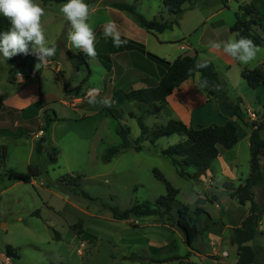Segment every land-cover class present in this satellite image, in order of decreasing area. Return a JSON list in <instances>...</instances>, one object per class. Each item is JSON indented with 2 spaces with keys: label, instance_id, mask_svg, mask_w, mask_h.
I'll use <instances>...</instances> for the list:
<instances>
[{
  "label": "rangeland",
  "instance_id": "374dc122",
  "mask_svg": "<svg viewBox=\"0 0 264 264\" xmlns=\"http://www.w3.org/2000/svg\"><path fill=\"white\" fill-rule=\"evenodd\" d=\"M110 1L135 5L149 20L160 19L164 14L168 22L175 19L164 10L163 0H85L92 8L94 5L108 6ZM201 1L195 3L198 5ZM36 2L45 8L42 25L48 45L56 47L55 55L39 70L35 69L34 55H17L8 61L0 56V100L20 89L8 82L13 67H16V75L18 67L22 76L33 73L35 77L24 86H32L33 91L38 85L42 95V103L16 114L13 121L0 126V146L7 147L6 162H0V249L11 247L18 252L20 258L15 259L14 264H237L234 233L225 228L231 226L229 219L235 226V221L241 222L250 212V203L241 205L229 191L237 189L250 175L251 127L235 118L239 143L232 150L222 148V158L214 162L210 178L200 183L181 178L160 153L184 137H165L152 146L158 126H154L157 121L151 105L120 101L115 104L120 92L116 93L117 89H114L103 95L113 101L111 107L97 105L96 111L85 115L75 112L64 84L68 87L80 85L71 92L73 95L77 91L85 93L92 88L101 89L106 72L101 64L104 57L99 56L100 61L97 58L91 60L90 78L86 67L76 71L66 53L80 50L73 48L67 39L70 25L59 11L64 3ZM250 5L256 6L257 18L263 26L264 0H210L208 5L195 9H189L187 5L178 20L195 24L206 22L208 28L227 29L235 25L236 14L240 21L247 19L242 9ZM116 12L146 33L130 14ZM117 13L114 15L118 17ZM110 16L108 10L95 12L89 20L90 26L96 30L107 23ZM98 30L96 36L102 31L101 28ZM166 35L173 33L169 31ZM193 37L194 40L189 39L191 44L200 39L196 33ZM179 44L166 49L175 51ZM260 49L248 64L238 61L235 67L219 69L220 80L229 97L234 101L242 100L241 107L248 115L251 113V121L264 118V86L252 89L241 72L259 69L264 73V48ZM52 111L59 121L48 126L46 122L52 119ZM79 116L85 118L79 119ZM139 122L149 127H145L147 134L141 143L144 150L129 151L110 163L105 162L106 150L122 142L116 132L118 124L128 126L131 140L135 141L141 136ZM261 136L264 139V131ZM54 155L58 157L57 163L51 160ZM259 157L264 177V149ZM226 165L230 170L225 168ZM29 166H38L43 173L34 183L24 184L9 178L10 171L27 173ZM157 175L163 176L172 186L171 194L176 198L171 212L173 218H178L182 207H188L189 216L199 229L193 249L187 246L181 230L166 219L132 218L128 222L114 219V211L122 213L135 205H153L167 195L166 185L157 179ZM76 178L80 179L77 181L80 187L77 182H72ZM82 191L90 199L82 197ZM253 191L260 207L262 231L250 245L256 253L254 264H264V178ZM200 199L201 203H197ZM197 209L204 212L197 213ZM224 212L229 219L222 216ZM79 221L84 224L82 237L76 236L71 229ZM55 231L59 233L60 241L56 239Z\"/></svg>",
  "mask_w": 264,
  "mask_h": 264
},
{
  "label": "trees",
  "instance_id": "16d2710c",
  "mask_svg": "<svg viewBox=\"0 0 264 264\" xmlns=\"http://www.w3.org/2000/svg\"><path fill=\"white\" fill-rule=\"evenodd\" d=\"M44 4L66 3L67 0H41ZM199 0H163V8L170 15L175 17L173 21H163V19L149 20L144 15L138 12L137 7L128 4L123 1H110L108 6L122 12L130 14L136 23L149 33H163L166 30H172L174 26L178 25V18L184 13L185 6L189 5V9H195L199 6H206L210 0H202L200 4H196ZM223 5L227 6L226 1H223ZM243 12L246 16V20L240 21L238 14H236V23L231 28L233 34L239 33L240 36L247 37L254 41V43L260 48H264V25L260 24L258 20V11L256 6L250 5L244 7ZM10 28V23L6 18L0 16V33L7 31ZM237 39L239 37H236ZM126 40V39H123ZM126 47L139 49L142 53H145L143 45L126 40ZM22 55V54H21ZM67 59L73 65L76 71H80L86 67L91 75L89 67V60L83 52L67 51ZM155 59L165 70L161 76V79L157 85H150L146 89L132 90L129 93L120 92V100L123 102H138L143 105H154L156 103H165L167 98L173 94V92L179 89L186 81L193 79L196 75H200L199 86L209 95L210 98L217 100L219 107L222 111L232 117L237 118L247 127H251L252 131L249 136L250 141V175L237 189L230 190L231 197L237 198L241 205L250 203V212L248 217L244 220L240 228L234 229V241L237 245V264H254L256 261V253L250 243L255 240L261 234L260 219V207L255 202L254 188L257 187L263 181V173L261 170V160L259 154L264 149V139L261 133L264 131V118L260 121H251L247 112H245L241 105L242 100H232L229 97L228 91L224 83L221 82L216 67L207 62L206 67L197 68L198 62H202L196 56H181L173 62H167L163 59H159L153 55H149ZM106 66V65H105ZM107 69L109 67L107 66ZM16 75V69L13 67L10 70L9 83L14 84ZM242 78L248 83L252 89H257L260 86H264V73L255 69L253 71L245 70L241 73ZM42 103V96L39 93ZM122 97V98H121ZM38 103V104H39ZM116 103V104H117ZM7 110L6 107L0 103V112ZM53 117L47 121L49 126L51 123L59 121L56 117V113L53 112ZM111 115L115 117L110 110ZM237 123L229 121L226 124L211 125L206 128L195 129L188 127L180 121H170L165 127H160L156 133L154 139L151 141L152 146H156L157 141L162 138L178 135L184 137L178 144L169 147L166 150L161 151V156L169 160L174 166L176 173L183 179L191 183H200L203 178H206L208 173L214 169V162L220 156V148L225 150H232L239 143V132ZM141 129V136L135 141L131 140V130L128 126L118 124L116 132L121 138V144L118 146L109 147L104 154V161L110 163L116 157L129 152H141L144 147L141 145L147 134L146 128L142 122H139ZM7 147L0 146V162H6ZM53 163L58 162L57 155L51 157ZM40 167L29 166L27 173H18L15 171L9 172V178L11 180L21 182L24 184H32L33 181L42 175ZM158 180L164 182L167 188V195L162 197L156 204H142L135 205L134 207L118 213L114 211V219L116 221H129L132 218H146V217H159L166 219V221L172 225H176L184 234L186 244L189 248L193 249V245L199 236V229L194 223V220L189 216L188 207H182L178 211V218L175 219L171 215L175 199L172 196V186L164 179L163 176L157 175ZM72 182H77L79 178L73 179ZM77 186L80 184L77 182ZM226 188V187H225ZM82 197L90 199V196L86 192H81ZM178 195V194H177ZM212 201V200H211ZM204 212L202 209H197L198 212ZM36 216L39 213L35 214ZM83 222L79 221L77 224L71 227L76 236L82 237L84 235ZM56 239L61 240L58 232H56ZM10 254L14 255L16 259H19V254L11 247H7ZM127 260H132L133 257H125Z\"/></svg>",
  "mask_w": 264,
  "mask_h": 264
},
{
  "label": "crops",
  "instance_id": "0c3cea01",
  "mask_svg": "<svg viewBox=\"0 0 264 264\" xmlns=\"http://www.w3.org/2000/svg\"><path fill=\"white\" fill-rule=\"evenodd\" d=\"M134 4H137V1L134 2ZM93 8L95 9V12H100L102 9L110 11L111 16L109 21H114L116 23L117 28L121 33V38L141 44L145 48V53H142L139 49L127 48L126 44L121 47H114L112 39L104 36L103 26L106 23H103L98 27V29H102L99 36H96L98 29L94 30L96 36V58L99 60V56L104 57V61L101 62V64L106 71L102 79V88L97 96L98 102L104 98L103 95L108 94L114 89H117L116 93H129L132 90L146 89L150 85H157L165 68L149 55H153L167 62H173L181 56H196L201 61L206 60L208 63L213 64L217 69L218 75L220 72L219 69L232 68L238 63L237 60L232 59L222 51L218 52L210 47L212 42H223L233 37L234 34L231 32L232 27L227 29H223L224 27L220 26L208 28L206 22H203V24H195L186 20H178V25L174 26L172 30H166L163 33L155 34L149 33L145 30L146 33H143V31L136 28L130 20L128 21L123 14L122 16H124V18L119 16V13L116 11L120 10L109 6L101 7L99 5H94ZM115 13H117L118 17L114 15ZM165 16L166 14L161 17L164 22L166 21ZM175 30H178L177 33H174ZM169 31L172 32L173 35H166V32ZM195 33L200 35V39L195 44H191L189 39L194 40L195 37H193V35ZM176 43L180 44L175 51H168L166 49L173 48ZM67 50L70 49L68 48ZM91 60L92 59L89 60V63ZM107 66L109 69H107ZM18 69V73L14 78V84L12 85L18 86L20 89L15 94H10L0 100V103L7 108V110L0 112V126H2V124L3 126L7 125L8 122L14 120L16 114L26 112L38 104L40 100L38 85H35V90L33 91L32 86H24L25 83L30 81V78L32 79L35 77L34 74L32 73L29 76H22L20 74V67H18ZM91 75H88V78H90ZM85 79L87 81V78ZM199 81L200 75L198 74L193 79L186 81L179 89L175 90L173 94L167 98L165 103L151 105L155 115L154 119L157 121V123H154L155 127L158 126V128L156 127L157 130L160 127H165L172 120L180 121L186 126L195 129L206 128L214 124L222 126L229 121L236 122L235 117L224 113L219 107L217 100L210 98L209 95L199 86ZM79 86L80 85L68 87L67 84H64L63 88L69 95L71 107L74 108L78 115L80 112L85 115V113L96 111V106L102 105V103H96V105L89 104L86 95L89 90L85 93L77 91L74 95L71 93H74V90L78 89ZM116 103L117 101L115 104ZM225 114L228 115V117H224ZM249 115H251V113H249ZM80 117L81 116L78 118H85V116L83 118ZM145 127L148 126L145 125ZM219 150V159H221L222 147ZM225 168L230 170L228 165H226ZM212 174V172L208 173L207 177L203 178L202 181L210 178ZM201 200L202 199L197 203H201ZM222 216L229 219L227 212H224ZM245 219H242L241 222L235 221V226H232L231 219H229L231 226H226L225 230H229L233 234L234 229L240 228ZM260 224V230L262 231L261 219ZM211 244L214 245V242L212 241ZM157 260L163 259L157 258Z\"/></svg>",
  "mask_w": 264,
  "mask_h": 264
},
{
  "label": "clouds",
  "instance_id": "9594fccd",
  "mask_svg": "<svg viewBox=\"0 0 264 264\" xmlns=\"http://www.w3.org/2000/svg\"><path fill=\"white\" fill-rule=\"evenodd\" d=\"M70 27L67 39L70 45L83 52L88 58L95 60V32L89 20L95 14L85 0H67L59 7ZM0 15L8 20L10 28L0 33V56L6 61L17 55H34L36 57L35 69L39 70L48 63L50 57L56 53L55 45L49 46L46 40L42 17L45 8L36 0H0ZM105 37H110L114 47H121L127 41L121 38V33L114 21H108L103 26ZM236 37H239L238 39ZM211 49L222 51L227 56L242 64L253 61L261 51L253 40L240 36L239 33L223 42H212ZM207 66V61L198 62L196 67ZM100 88H92L87 93V102L96 104ZM104 106L111 107L112 101L105 97L99 101Z\"/></svg>",
  "mask_w": 264,
  "mask_h": 264
},
{
  "label": "built area",
  "instance_id": "2783aa9c",
  "mask_svg": "<svg viewBox=\"0 0 264 264\" xmlns=\"http://www.w3.org/2000/svg\"><path fill=\"white\" fill-rule=\"evenodd\" d=\"M14 255L10 254L7 249H0V264H14Z\"/></svg>",
  "mask_w": 264,
  "mask_h": 264
},
{
  "label": "water",
  "instance_id": "95a60500",
  "mask_svg": "<svg viewBox=\"0 0 264 264\" xmlns=\"http://www.w3.org/2000/svg\"><path fill=\"white\" fill-rule=\"evenodd\" d=\"M2 227H4V226H2Z\"/></svg>",
  "mask_w": 264,
  "mask_h": 264
}]
</instances>
